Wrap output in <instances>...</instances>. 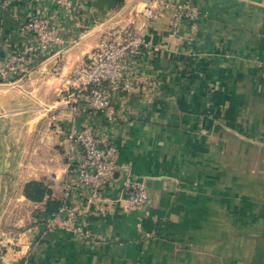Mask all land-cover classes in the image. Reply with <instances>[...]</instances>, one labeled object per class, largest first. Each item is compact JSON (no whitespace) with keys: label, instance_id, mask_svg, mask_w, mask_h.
<instances>
[{"label":"crops","instance_id":"0c3cea01","mask_svg":"<svg viewBox=\"0 0 264 264\" xmlns=\"http://www.w3.org/2000/svg\"><path fill=\"white\" fill-rule=\"evenodd\" d=\"M191 1L196 31L185 21L174 34L168 9L148 24L143 61L128 75L149 82L109 91L117 119L107 122L86 100L72 110L71 72L111 20L140 26L134 7L149 1L74 0L67 18L52 0H0V64L31 40L22 30L31 14L54 15L65 38L26 79L0 83L18 153L5 151L10 197V176L0 174V264H264V0ZM89 122L116 142L128 170L108 188L106 214L89 206L79 216L83 238L45 218L63 203L65 130ZM1 138L0 170L1 145L10 147ZM128 174L147 184L141 211L121 199ZM31 183L42 197L25 194Z\"/></svg>","mask_w":264,"mask_h":264},{"label":"built area","instance_id":"2783aa9c","mask_svg":"<svg viewBox=\"0 0 264 264\" xmlns=\"http://www.w3.org/2000/svg\"><path fill=\"white\" fill-rule=\"evenodd\" d=\"M60 13L71 18L74 0H52ZM128 2L129 0H124ZM142 10L134 7L135 15H143L144 21L137 26L135 20L115 18L100 34L98 43L89 56L88 62L73 68L70 84L72 110L76 113L80 103L86 100L90 107L100 112L107 122L117 119L116 107L109 97V91L131 90L135 82H149L147 78L131 77L128 71L144 58L146 47L145 32L148 24L162 11L173 12L172 28L177 34L185 21L192 31L197 30L200 18L198 7L191 1L148 0ZM54 15L45 12L31 14L22 23V30L30 33L31 40L22 50L10 53L0 64V83L9 84L26 79L33 72L38 61L49 58L65 45V38L59 33L53 20ZM60 63H55L53 73L59 74ZM67 147L66 177L64 180L63 203L45 218L49 229L73 231L88 238L85 223H79V216L89 206L106 214L108 207L107 190L120 171L128 166L119 160L118 147L111 138L105 137L93 123L70 124L65 130ZM121 199L127 208L141 211L149 202L145 180L130 174L123 181Z\"/></svg>","mask_w":264,"mask_h":264},{"label":"water","instance_id":"95a60500","mask_svg":"<svg viewBox=\"0 0 264 264\" xmlns=\"http://www.w3.org/2000/svg\"><path fill=\"white\" fill-rule=\"evenodd\" d=\"M25 117V115H24ZM4 126V130H2V127ZM10 130H11V123L9 121H7L6 117H4L3 115H1L0 113V137L3 138L4 135L7 136V142L9 144V149H5V146L4 144H2V148H1V159L3 161V169H1L0 171V174L4 173V174H7L10 176V182H11V186H10V190H9V193H7V197H10L13 190H14V183H15V178L13 176V173L11 172V168H10V163L9 165L7 166V168L9 167L8 170H5L4 169V162H5V156H6V152L5 151H8L10 153H12V155L14 156H18V153H17V150L15 148V145H14V137L13 135L10 133ZM1 138V139H2ZM6 143V142H5ZM8 202V200H5L4 201V204H6Z\"/></svg>","mask_w":264,"mask_h":264},{"label":"trees","instance_id":"16d2710c","mask_svg":"<svg viewBox=\"0 0 264 264\" xmlns=\"http://www.w3.org/2000/svg\"><path fill=\"white\" fill-rule=\"evenodd\" d=\"M31 188V189H30ZM44 190L40 188V186L37 183H31L29 184L25 189V194L31 198L36 199L43 196ZM52 211V210H51ZM50 211V212H51ZM48 212V211H47Z\"/></svg>","mask_w":264,"mask_h":264}]
</instances>
